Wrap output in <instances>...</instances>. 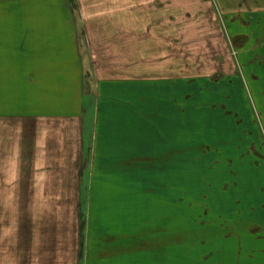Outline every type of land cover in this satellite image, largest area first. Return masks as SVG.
I'll list each match as a JSON object with an SVG mask.
<instances>
[{
  "label": "rangeland",
  "instance_id": "374dc122",
  "mask_svg": "<svg viewBox=\"0 0 264 264\" xmlns=\"http://www.w3.org/2000/svg\"><path fill=\"white\" fill-rule=\"evenodd\" d=\"M17 2L0 0L3 21ZM164 5L151 15L156 46L145 51L142 75L196 77L189 87L183 81L182 102L198 85L204 103L195 116L192 103L190 121L175 118V141L160 142L158 154L138 136L152 131L142 122L153 112L143 109L144 120L127 112L122 132L134 139L124 149L135 155L118 163L110 183L101 175L104 190L92 188L89 202L82 190L81 251L77 185L67 171L44 173V159L34 162L29 150L35 126L15 117L29 113L34 94L20 86L12 102L0 88V264H264V0ZM90 77L86 70L87 93ZM215 103L223 111H212ZM150 154L158 158L147 163Z\"/></svg>",
  "mask_w": 264,
  "mask_h": 264
},
{
  "label": "crops",
  "instance_id": "0c3cea01",
  "mask_svg": "<svg viewBox=\"0 0 264 264\" xmlns=\"http://www.w3.org/2000/svg\"><path fill=\"white\" fill-rule=\"evenodd\" d=\"M164 1L74 0L72 6L69 0H18L12 7V20L3 21L8 20L4 14L0 18V62H5L3 68L0 66V88L6 93L5 99L12 102L16 100L14 93H22L23 89L15 90L20 86L34 94L29 113L15 117L35 126L29 150L34 162L44 159L46 171L37 172L71 174L70 181L78 189V207L82 190L87 189L89 202L92 188L104 190L101 175L107 174L110 183L118 163L124 164L135 155L124 149L134 139L132 132L128 137L122 132L127 112L133 117L138 114L141 120L143 109V113L153 112L151 121L142 122L144 129L152 130L146 129L150 137H144L145 131L138 136L143 138L142 143L150 142L148 152L158 154L162 150L160 142L175 141V118L180 123L181 119L190 121L186 113L192 103L194 116L197 103L198 107L204 103V89L198 85L192 101L182 102L183 81H189V87L198 83L196 77L185 80L180 71L177 76L142 75L147 73L150 60L145 51L150 45L156 46L151 36L155 25L150 23L151 15L159 8L164 10ZM4 48L8 49L6 53ZM156 60L164 62V58ZM86 70L92 75L88 93ZM208 88L211 96L218 91L216 87ZM3 99L4 95L1 103ZM153 100L160 103L156 112L148 107ZM215 105L212 111H223L222 106ZM171 132L173 139H166L164 135ZM157 156L150 154L144 159L148 163ZM94 174L98 175L97 182Z\"/></svg>",
  "mask_w": 264,
  "mask_h": 264
},
{
  "label": "trees",
  "instance_id": "16d2710c",
  "mask_svg": "<svg viewBox=\"0 0 264 264\" xmlns=\"http://www.w3.org/2000/svg\"><path fill=\"white\" fill-rule=\"evenodd\" d=\"M69 1H70V4L73 6L74 0H69ZM78 208H79V215H80V216H78V220L80 221L79 237H80V251H81L82 248L84 247V234H83V232L86 228V220L81 218L80 206Z\"/></svg>",
  "mask_w": 264,
  "mask_h": 264
}]
</instances>
